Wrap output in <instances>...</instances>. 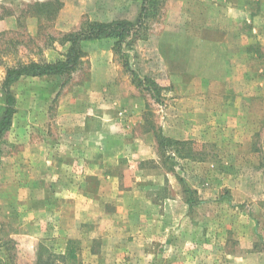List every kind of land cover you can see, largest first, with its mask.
<instances>
[{"label":"rangeland","instance_id":"1","mask_svg":"<svg viewBox=\"0 0 264 264\" xmlns=\"http://www.w3.org/2000/svg\"><path fill=\"white\" fill-rule=\"evenodd\" d=\"M98 1L96 15L86 0H0V87L9 67L59 59L61 37L81 23L140 10ZM150 11L130 54L136 76L109 40L111 57L83 52L73 77L11 85L0 264H264V0H154ZM106 64L86 87L112 84L105 109L89 111L107 120L78 136L77 122L56 119V101ZM82 92L85 104L93 92ZM66 127L72 136L58 134ZM160 136L185 145L164 152Z\"/></svg>","mask_w":264,"mask_h":264},{"label":"trees","instance_id":"2","mask_svg":"<svg viewBox=\"0 0 264 264\" xmlns=\"http://www.w3.org/2000/svg\"><path fill=\"white\" fill-rule=\"evenodd\" d=\"M138 1H140V10L134 21L118 20L109 23L83 22L76 31L64 34L61 37L60 43L65 45V51L56 61L52 63L33 61L18 63L5 70L0 87L4 99V108L0 112V142L2 136L10 127L11 119L15 111V100L10 91L11 85L21 78L56 77L66 80L72 73L77 71L81 64L83 53L80 45L82 42L104 39L111 40L113 42L112 50L121 62L122 67L126 71H129L132 76L137 75L131 67L129 61L131 58L130 54L133 53V46L140 38V31L145 27V21L150 16V12H152L150 10L154 7V0ZM146 82H148L147 77L139 78L137 86L145 85ZM152 98L158 102V96L156 94L152 95ZM184 145L185 143L183 142L159 137V148L164 152L168 147H172L177 152H181L176 147L182 149ZM186 156L189 155L186 154ZM67 254L70 259H75L73 250H67Z\"/></svg>","mask_w":264,"mask_h":264},{"label":"crops","instance_id":"3","mask_svg":"<svg viewBox=\"0 0 264 264\" xmlns=\"http://www.w3.org/2000/svg\"><path fill=\"white\" fill-rule=\"evenodd\" d=\"M72 1L74 2L75 0H72ZM84 1L85 0H82V2H84ZM131 1L133 2L134 0H131ZM87 2L89 5H87ZM85 3H86L85 5H81V6H83V7L88 6L89 7V11H88L89 14H96L97 15V12L101 13L100 9L102 8V6L98 0H86ZM113 10L122 11L123 10L122 5H118V7L113 8ZM138 13H139V11L136 13V17L138 15ZM110 15H112V13ZM109 16H107L108 17L107 19H105L104 17H97L95 19L93 17V19L95 22H100V23H109V22L118 21V20L134 21L136 19V17L134 19L124 18L122 15H117V17H114V16L109 17ZM108 41H109V39L82 42L80 45L82 53L85 51L87 52V54L90 53L87 57H85V58H87V61L91 62L92 57L93 58H95V57H101L102 58L103 55H105L106 58L108 56L110 58L111 52H110L109 48H107V47L104 48V45H106V42H108ZM90 48H91V50L93 48H96L97 50L99 49L100 54H98V53L96 54V52H94L92 54V51L89 50ZM83 60L84 59L82 57L81 62H83ZM97 69L98 70H94L93 65L91 66L90 69H88V70L85 69V70H87V71H85L86 75H88V78H90V80H87L86 82L81 83V82L77 81L78 77L75 76L74 81H71V83L64 85L62 93H61V97L58 98L56 101V105H55V107H56V111H55L56 119H58L59 117H63V120L61 122L65 121V118L73 120L74 122H77V126H81V127H79V128H81V132H79L77 134L78 136H85V130H89L88 127H87V129H84L86 123H88V125L96 123L97 126H99V124H104L103 121L107 120L105 118V116H101L102 115L101 111L97 112L96 115H93V114L91 115L89 113V111L91 109L93 110L95 105L97 107H99V109H102V108L105 109L104 108V106H105V97H104L105 94H104V92H105V89H106L108 83L110 82L109 81L107 83V81H106L107 79L99 78V82H100L101 86L103 87V90H100L101 88H98V89L94 88L92 90V89L86 87L87 85H93L92 84L93 83L92 77H89V73H91L90 75H92L94 73H99L101 75L107 74L110 72L111 67L106 64L103 66H99ZM116 69H118V68H116ZM75 73H77V72H75ZM73 75L74 74H72L71 77H73ZM33 79H42V78H33ZM19 80H22V78ZM69 81H70V79H69ZM109 85L112 86V84H110V83H109ZM82 91H85V93H84L85 100H86L87 94L89 92H93L92 95H90V98H88L87 103H85V104L82 103V99H81V97L83 96ZM80 94L82 95L81 97H80ZM80 106L81 107L83 106V107L81 109H79L78 107H80ZM76 108H78L79 111H76L75 110ZM66 126L68 127L69 125H66ZM67 127L65 128V131H63V133L59 132L58 134L59 135H65V136H72V135H67V133H66ZM97 130H98V133L96 131V136L104 138L105 133L103 132L102 128L100 130V128L98 127ZM73 136H74V134H73Z\"/></svg>","mask_w":264,"mask_h":264}]
</instances>
